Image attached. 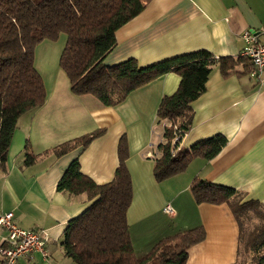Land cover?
<instances>
[{
    "label": "crops",
    "instance_id": "crops-1",
    "mask_svg": "<svg viewBox=\"0 0 264 264\" xmlns=\"http://www.w3.org/2000/svg\"><path fill=\"white\" fill-rule=\"evenodd\" d=\"M142 2V12L115 32L116 45L104 58L105 66L134 59L141 68L199 50L216 58H235L245 46V31L264 30V0ZM41 46L42 52L50 50L44 41L36 48ZM242 71L239 65L223 77L217 65L212 67L204 93L191 104L192 126L181 141L188 148L219 134L226 138V145L211 160L196 158L185 173L162 183H156L153 176L163 126L158 124L156 112L161 99L177 89V75L166 74L113 107L103 106L91 95H73L60 72L48 85L44 80V104L18 119L5 171L0 170V211L12 212L18 227L47 237L46 258L33 252L19 258L17 264H73L64 255L62 234L67 222L92 202H85L82 195L57 192L56 184L75 159L81 173L96 184L110 182L119 164L117 147L122 136L131 178L126 221L134 254L142 256L159 240L201 226L205 237L188 249L186 264H234L238 225L230 208L196 204L189 187L194 178H200L242 191L246 200L264 207V71L259 81L249 73L236 74ZM51 103L56 105L45 111ZM73 103L81 115L70 109ZM98 129L104 134L84 150L78 148L58 158L46 154L58 144ZM25 141L37 156L27 167L22 164ZM166 206L171 213L164 211ZM3 237L0 231V245Z\"/></svg>",
    "mask_w": 264,
    "mask_h": 264
},
{
    "label": "trees",
    "instance_id": "trees-1",
    "mask_svg": "<svg viewBox=\"0 0 264 264\" xmlns=\"http://www.w3.org/2000/svg\"><path fill=\"white\" fill-rule=\"evenodd\" d=\"M144 9L142 0H0V170L5 164L18 119L38 108L46 94L42 78L34 67L35 47L42 41L56 42L66 36L58 59L70 92L91 95L103 106L123 102L133 91L173 73L180 78L174 93L164 96L157 108L162 125V141L156 146L153 176L161 183L184 173L196 159L214 158L226 145L222 135L181 146L193 120L191 104L205 91L212 67L223 77L242 65L238 75H247L251 64L242 56L216 58L203 50L178 55L146 67L134 59L105 66L104 58L116 45L115 32ZM103 129L63 142L46 154L61 157L78 148L84 150ZM178 140L174 142V139ZM118 167L114 178L96 184L80 171L73 160L58 180L56 191L68 196H84L92 202L79 216L69 220L61 238L65 257L73 264H186L187 251L200 243L201 226L159 240L146 254L137 257L129 236L126 212L132 198L131 178L124 136L117 147ZM23 166H31L37 156L27 143ZM196 204H226L238 225L237 255L234 264H264V207L246 200L245 193L211 184L200 178L190 183Z\"/></svg>",
    "mask_w": 264,
    "mask_h": 264
},
{
    "label": "built area",
    "instance_id": "built-area-1",
    "mask_svg": "<svg viewBox=\"0 0 264 264\" xmlns=\"http://www.w3.org/2000/svg\"><path fill=\"white\" fill-rule=\"evenodd\" d=\"M242 39L245 46L240 56L245 57L251 64L249 76L259 81L264 71V30L245 31ZM177 140L175 138L174 142ZM164 211L171 213L172 209L166 206ZM0 231L4 232L0 245V264H17L19 258L33 252L40 253L43 258L47 257V237L43 232L18 227L13 222L12 212L0 211Z\"/></svg>",
    "mask_w": 264,
    "mask_h": 264
},
{
    "label": "rangeland",
    "instance_id": "rangeland-1",
    "mask_svg": "<svg viewBox=\"0 0 264 264\" xmlns=\"http://www.w3.org/2000/svg\"><path fill=\"white\" fill-rule=\"evenodd\" d=\"M65 40H66V36L64 34H61L56 42H51V41L48 42L47 40H44V44L49 46L50 50H47L49 53L41 51L44 48V46H41L39 48L35 47V51H34V67H35L36 71L39 73L40 77L42 78V81L44 82V80H45L46 85H48L49 82H51L52 80H54V78L57 77L58 72H60L63 75V77L66 78L65 74L63 73V71L60 70L59 67H58V57H59V55H60V53H61V51H62V49L64 47ZM42 42H40V43H42ZM43 85H44V83H43ZM53 105L55 106L56 103L49 104L46 107L45 111H50V108ZM70 109L72 111H74V113H76L78 115L82 114V112H80L78 110V107L75 105V103H73V109H72V107ZM37 110L31 111L30 114H32L33 112H35ZM51 110L55 111V113L58 112V110H54V109H51ZM27 143L29 144V142H27V141L23 142V147H25V145ZM29 146H30V144H29ZM185 172H186V170H185ZM180 174H183V173H180ZM180 174H177L175 176H178ZM175 176H173V177H175Z\"/></svg>",
    "mask_w": 264,
    "mask_h": 264
}]
</instances>
